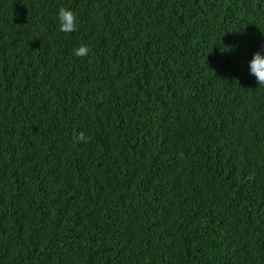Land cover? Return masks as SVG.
<instances>
[{"label": "trees", "instance_id": "1", "mask_svg": "<svg viewBox=\"0 0 264 264\" xmlns=\"http://www.w3.org/2000/svg\"><path fill=\"white\" fill-rule=\"evenodd\" d=\"M257 51L264 0H0V264H264Z\"/></svg>", "mask_w": 264, "mask_h": 264}, {"label": "clouds", "instance_id": "2", "mask_svg": "<svg viewBox=\"0 0 264 264\" xmlns=\"http://www.w3.org/2000/svg\"><path fill=\"white\" fill-rule=\"evenodd\" d=\"M59 30L63 33H72L77 30V15L67 7L58 9ZM74 55L77 57H86L89 54L87 44H81L74 50ZM250 73L255 76L258 85H264V53L257 51L254 53L250 61ZM77 142H88V138L83 132H80L76 137Z\"/></svg>", "mask_w": 264, "mask_h": 264}]
</instances>
